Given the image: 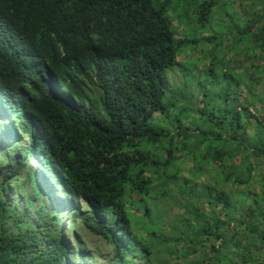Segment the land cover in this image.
<instances>
[{"label":"trees","instance_id":"16d2710c","mask_svg":"<svg viewBox=\"0 0 264 264\" xmlns=\"http://www.w3.org/2000/svg\"><path fill=\"white\" fill-rule=\"evenodd\" d=\"M230 1L0 0V87L25 99L24 132L43 134L39 149L57 162L86 205L87 213L79 217L85 230L112 247L110 264H154L152 247L163 242V234L152 225L135 237L130 212L133 206L152 216L149 189L185 151L189 157L174 165L173 176L193 162L186 169L190 179L184 176L182 184L199 191L216 213L214 233L197 230L194 219L186 218L188 236L204 234V240H220V247L232 246L223 252L205 246L206 258L216 264L225 259L238 264L234 258L239 264H264L241 240L252 238L257 249L264 248V214L256 211L264 205V176L252 179L248 162L262 160L264 166V126L255 105H264V10L254 11L255 0ZM247 4L252 5L245 14L249 19L241 21L236 6ZM34 55L53 70L67 91L64 97L38 98L36 89L26 87L23 76L35 68L29 61ZM174 70L183 79L196 76L199 93L177 96L176 90L164 89V73ZM104 81V87L91 88ZM257 86L263 88L261 98ZM189 100L198 107L197 118ZM251 120L256 129L244 138L241 131ZM230 150L242 155L241 173L224 163ZM205 174L224 186L254 181L260 187L248 192L252 197L230 195L200 183ZM1 188L5 192L6 184ZM243 205L244 217L234 218L235 207ZM194 213L198 222L204 218ZM221 215L246 234L236 241L224 236L220 229L229 219ZM52 225L50 214L37 209L33 218L24 217L9 195L0 196V264H64L71 252L53 235Z\"/></svg>","mask_w":264,"mask_h":264},{"label":"rangeland","instance_id":"374dc122","mask_svg":"<svg viewBox=\"0 0 264 264\" xmlns=\"http://www.w3.org/2000/svg\"><path fill=\"white\" fill-rule=\"evenodd\" d=\"M237 1L238 0H232L230 2L232 4ZM255 3H257V6L254 8V11L257 14H260V11L264 10V7L260 5L261 0H255ZM251 8L252 5L249 4L244 5L241 8L236 6L235 10L241 18V21L249 19L246 18L245 14ZM219 17L220 15L216 14L215 17H213V23L215 21L217 23ZM236 59L240 60L241 55L237 56ZM233 63L234 62H232V64ZM175 77L176 79L173 78L175 80V84H184L185 80L187 85V87L182 86L178 89V91H176L177 96H180L182 94L181 91L182 89H184V87L186 94L192 91L193 95L199 93V91H197V86L195 89L192 84V81H197L196 76L191 74L188 79H183L182 75H180L179 72H175ZM243 81H241V83L244 84ZM255 89L258 93V96H262L263 88L261 86H257V88ZM243 93V91L240 93V99L244 97ZM261 96L259 98H261ZM189 97L190 96H188V98ZM193 102L194 101L189 100L188 109L190 112L194 113L193 117L197 118L198 107ZM255 105L258 109L261 110V112L257 114V117L259 118L260 125L264 126V105L260 103H255ZM255 126L256 124L251 120L250 127L246 130L241 131V133L244 134V138H248L252 135L253 130L256 129ZM168 129L172 130V128ZM149 144L150 143L148 142H144V147H148ZM234 146L235 145L231 143L230 149L234 148ZM197 147L198 143L196 142L191 147V150ZM228 155V157L224 158L225 165L229 167L233 172L241 173L243 171V167H241L242 155H238L234 152V150H230ZM188 157V152L185 151V153L179 158V160L173 162L170 167H172L173 169L174 165H180L183 160L187 159ZM248 162L251 164L252 171L250 172V176L252 177V179H260L262 176H264V166L262 160L249 159ZM193 165V162L181 165L178 174H176L175 176H173V171L170 168L167 171L166 175H161V172L159 173L158 176H160V180L157 181L156 184L149 189V196H146L148 200L147 205L148 207H150L149 211H152L153 219H151L152 216H150L149 218L143 216V211L140 208H133L132 206V211L130 212L132 216L130 218L132 219V222H134V229L137 238L144 236L142 231L145 226L150 227L154 225L155 229L163 234L164 238L162 239V243H153L156 244V247H152L153 251L151 253L150 260L154 264H216L215 260L206 258L204 254L206 251L205 246L215 245V248L220 247V240H215L213 237H210L209 240H204L207 238V235H205L204 237V234L200 237L188 236V233H190V229L186 225V218H193L197 230L199 231L203 230L204 227L207 229L208 233H214L215 231V228L211 223L212 217L213 215H216V213L214 211H210L209 206L207 205L203 197L198 196L199 191L195 189L191 192L187 186L182 184L184 176L190 179V176L186 169ZM226 173L227 171L222 172L221 175L225 176ZM162 176H164V178H162ZM166 176H170L171 179L165 178ZM214 179L215 178L213 176H210V174H205L200 179V183H203L209 188L211 187V189H215L216 191L224 190L230 195H239V192H241L243 194H248L249 197L252 196L248 192H256L260 187V184L254 181L248 182L244 185H239L237 183L231 185L230 183L229 185L226 184L224 186V184H222L221 182L220 184H216ZM22 193H28L30 195V191L28 190H17V194L14 198L16 204L19 202L18 198ZM34 206L35 204L26 209L23 201H20L18 203V209L21 211V214L23 216H25L26 214H30ZM251 206L254 207V204L251 203ZM245 208V205L236 206L232 216L236 219H239L241 216L244 217ZM80 209L82 212L87 211L84 206H81ZM196 210H198L202 216L204 215V218L200 222H198L195 218L194 212ZM256 211L264 214V205L262 207H257ZM221 219H229V223L220 229V232H223L224 236H226L227 238H231L236 241L238 237L242 238V236L246 234L244 227L238 226L232 220V218H224V216L221 215ZM207 220L210 221V224H206ZM77 226V239L79 241V245L72 246V248L69 249L71 254L66 257L64 264H110L113 254L112 248L107 243H105L103 238L95 236L90 232H87L85 228H82L80 222L77 223ZM179 228L183 230L180 231ZM262 228L264 229V226ZM233 235H235V237H233ZM176 238H180V240H175ZM251 239L252 238H242L241 240L243 241L242 243L250 249L252 254L255 255V259L256 256H258L256 260L257 263L263 262L264 248L257 249ZM198 240L202 241V244H197L199 243ZM219 249L221 252H223L225 249H229L230 251L233 250L232 246H229L227 248L220 247ZM78 252L81 253L78 254ZM227 260L228 259L222 260L217 264H228L229 260ZM233 262L239 264L236 258L233 259ZM129 264H133V260H131Z\"/></svg>","mask_w":264,"mask_h":264},{"label":"clouds","instance_id":"9594fccd","mask_svg":"<svg viewBox=\"0 0 264 264\" xmlns=\"http://www.w3.org/2000/svg\"><path fill=\"white\" fill-rule=\"evenodd\" d=\"M29 61L36 62L35 68L29 70L23 77L28 89L30 87L36 89L35 97L52 100L64 97L67 91L63 84H60L53 70L40 62L35 55ZM175 72L178 71L164 73L163 83L166 81V84L163 85L164 89L178 91L182 86L187 87L185 80L184 84H175ZM197 82L198 79L196 82L192 81L195 89ZM102 85L97 86L95 82L94 88H91L104 87L105 81ZM181 92L186 93L185 87ZM22 100L25 99L14 97L0 87V196L4 198L9 195V200L14 201L17 190L30 191V195L22 193L18 198L19 202L23 201L26 209L31 205L27 206L25 200H31L35 204L31 213L24 217L33 218L37 209L41 210L44 215L50 214L53 218L52 228L50 227L53 235L70 249L72 246L79 245L77 223L80 222L82 228L85 226L79 217L86 214L87 211L82 212L80 208L84 206L86 210L88 209L82 200L78 199L77 192L57 162L47 160L44 152L39 149L37 141L39 137H43V134L36 133L35 137H32L31 134L24 132L27 105ZM10 171L15 173V178L11 176L5 178ZM7 179L10 180L7 181ZM3 184H6L5 192H2ZM93 235L103 238L98 234ZM105 243L107 242L105 241ZM107 244L110 246L109 243Z\"/></svg>","mask_w":264,"mask_h":264}]
</instances>
